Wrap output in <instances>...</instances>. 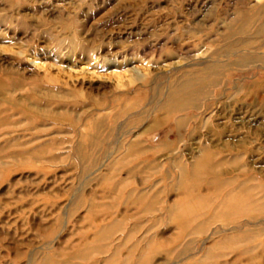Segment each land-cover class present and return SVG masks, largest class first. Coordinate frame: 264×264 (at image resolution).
I'll list each match as a JSON object with an SVG mask.
<instances>
[{"label": "rangeland", "instance_id": "obj_1", "mask_svg": "<svg viewBox=\"0 0 264 264\" xmlns=\"http://www.w3.org/2000/svg\"><path fill=\"white\" fill-rule=\"evenodd\" d=\"M263 25L264 0H0V264H264Z\"/></svg>", "mask_w": 264, "mask_h": 264}, {"label": "bare ground", "instance_id": "obj_2", "mask_svg": "<svg viewBox=\"0 0 264 264\" xmlns=\"http://www.w3.org/2000/svg\"><path fill=\"white\" fill-rule=\"evenodd\" d=\"M259 21V20H258ZM257 22V21H256ZM254 27H255V24H254ZM256 29V31H255V34L256 35H261V34H264V25H263V27L262 28H260V27H258V28H255ZM239 32H240V34L241 35H246V34H251L252 32L250 31V30H245V29H240L239 30ZM195 86H189V85H184L182 88H181V91H182V93H184V95H183V97H187V96H190V95H192L193 94V92H192V89L194 88ZM182 97V98H183ZM140 153V152H139ZM206 161V160H205ZM207 162V161H206ZM204 163V161L203 160H201V162H198V166H201L202 164ZM193 169V168H192ZM194 172V171H193ZM206 185V184H205ZM226 203H232V206H231V208L232 209H236L238 206H239V203H237V202H235V201H233V200H231L230 198H227L226 199V201H225ZM247 210H249V207H248V209Z\"/></svg>", "mask_w": 264, "mask_h": 264}]
</instances>
